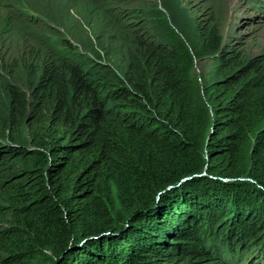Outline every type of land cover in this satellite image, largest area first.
<instances>
[{
    "label": "trees",
    "instance_id": "1",
    "mask_svg": "<svg viewBox=\"0 0 264 264\" xmlns=\"http://www.w3.org/2000/svg\"><path fill=\"white\" fill-rule=\"evenodd\" d=\"M153 13L121 73L65 43L6 87L0 264H264L261 62Z\"/></svg>",
    "mask_w": 264,
    "mask_h": 264
},
{
    "label": "rangeland",
    "instance_id": "2",
    "mask_svg": "<svg viewBox=\"0 0 264 264\" xmlns=\"http://www.w3.org/2000/svg\"><path fill=\"white\" fill-rule=\"evenodd\" d=\"M155 9L179 36L194 20L212 26L226 52L259 60L264 74V0H0V100L9 83L22 87L24 70L55 59L65 43L86 63L121 73L137 41L160 37ZM213 71V58L193 60L199 82ZM252 253L236 264H253Z\"/></svg>",
    "mask_w": 264,
    "mask_h": 264
}]
</instances>
